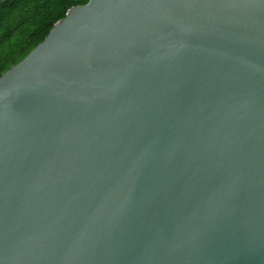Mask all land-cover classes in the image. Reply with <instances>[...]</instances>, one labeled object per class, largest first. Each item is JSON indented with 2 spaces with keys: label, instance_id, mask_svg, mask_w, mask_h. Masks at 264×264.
Here are the masks:
<instances>
[{
  "label": "water",
  "instance_id": "95a60500",
  "mask_svg": "<svg viewBox=\"0 0 264 264\" xmlns=\"http://www.w3.org/2000/svg\"><path fill=\"white\" fill-rule=\"evenodd\" d=\"M0 264H264V0H90L4 73Z\"/></svg>",
  "mask_w": 264,
  "mask_h": 264
},
{
  "label": "trees",
  "instance_id": "16d2710c",
  "mask_svg": "<svg viewBox=\"0 0 264 264\" xmlns=\"http://www.w3.org/2000/svg\"><path fill=\"white\" fill-rule=\"evenodd\" d=\"M90 0H0V77L42 43L68 12Z\"/></svg>",
  "mask_w": 264,
  "mask_h": 264
}]
</instances>
